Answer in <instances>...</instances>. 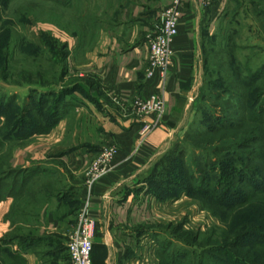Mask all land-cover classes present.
<instances>
[{
    "label": "crops",
    "instance_id": "crops-1",
    "mask_svg": "<svg viewBox=\"0 0 264 264\" xmlns=\"http://www.w3.org/2000/svg\"><path fill=\"white\" fill-rule=\"evenodd\" d=\"M172 1L113 0V32L104 33L84 61L72 53L75 68L69 74L83 80L80 91L66 92L63 101L69 107L57 124L30 136V144L11 159L27 180L17 182L19 191L0 202V241L14 240L3 244L13 257L3 259L1 254L5 264H71L67 242L85 203L96 221L94 264H141L136 258L153 237L152 225L158 218L176 220L184 198L163 204L144 187L151 163L181 120L183 102L199 85L204 45L217 35L229 0H212L210 5L183 0L163 117L146 144L138 145L140 130L155 115L136 117L112 100L115 93L146 98L158 92V80L146 75L147 35L160 27L161 9ZM69 45L77 47L75 41ZM113 144L119 148L117 157L106 176L89 188V167Z\"/></svg>",
    "mask_w": 264,
    "mask_h": 264
},
{
    "label": "rangeland",
    "instance_id": "rangeland-1",
    "mask_svg": "<svg viewBox=\"0 0 264 264\" xmlns=\"http://www.w3.org/2000/svg\"><path fill=\"white\" fill-rule=\"evenodd\" d=\"M109 32H113V0H0V102L4 96L17 95L16 103L20 107L25 103L38 107L40 98L47 95L41 102L49 101L48 106L52 107L66 92L80 91L83 80L69 74V69L75 68L74 58L70 57L72 53L77 54L78 60L84 61L99 44L101 36ZM69 40L77 43L75 49L69 47ZM262 67L264 0H229L217 35L204 45L199 85L191 98L183 102L181 120L175 125L163 152L149 168L144 190L163 204L176 200L173 197L177 195L184 199L176 208L175 221L158 218L160 222L157 220L152 225L155 236L148 237L140 255L136 253L141 264H159L158 243L169 239L175 242L172 250L185 252L197 247L201 252L207 247H224L246 233L264 232V220L260 224L257 207L234 206L229 210L230 207L223 208L221 203L202 195L189 196L185 189L187 185V189L195 190L188 182V172L195 176L197 183L199 180L202 183L205 177L209 184V176L207 173L204 176L202 171L216 167L225 184L237 180L236 175L245 167L239 164L238 152L245 150L223 151L227 141H231V134L223 135L225 139H222L220 134L206 132L220 117L224 116L223 121L231 117L228 113L233 111L232 103L226 102L239 101L234 97V93L241 90L239 85L233 84L234 72L238 68L256 71ZM243 75L248 74L243 72ZM31 90L37 92L33 99L29 96ZM29 144L24 138L2 147L3 170H8L7 162L9 158L11 162L14 152ZM171 154L175 156L174 172L170 182L165 183L152 173L160 160L164 159L167 164ZM228 161H232L230 165L236 172L230 169ZM228 197L231 203L240 201L239 195L231 193ZM169 211L172 212V208ZM213 258V263L228 261L219 252Z\"/></svg>",
    "mask_w": 264,
    "mask_h": 264
},
{
    "label": "trees",
    "instance_id": "trees-1",
    "mask_svg": "<svg viewBox=\"0 0 264 264\" xmlns=\"http://www.w3.org/2000/svg\"><path fill=\"white\" fill-rule=\"evenodd\" d=\"M237 70L234 72L236 77L233 84L239 85V88H241V90L234 93V97H237L239 101L233 102L232 100L226 102L227 104L232 103L233 111L229 113L227 111L228 116L231 115V117L224 119V121V116L220 117V121L213 122L214 125L206 133L210 135L220 134L219 138L222 139H225L222 137L223 135L231 134L229 136L231 141H227L228 145L223 147L225 148L223 151L234 148L245 150L244 153L238 152V156L242 162L239 164L245 167L236 175L237 180L229 184H225L220 179L217 167L214 170L208 169V171H202L203 175L207 173L209 176V184L203 176L202 183L200 180V183H197L195 176L191 172H188V182L195 190L187 189L186 185L185 189L188 193L186 190L184 193L186 192L192 197L194 195H202L218 204L221 203L223 208L225 206L230 207L227 208L229 210L234 209V206H242L244 208L257 207L260 212L259 222L261 224L264 220V67L256 71L249 68L244 71L240 68ZM242 71L248 75H243ZM31 93L29 96L33 99L32 96L36 95L37 92L31 90ZM46 96L43 95V98H40L38 107L31 103H25V106L20 107L16 103L17 95L4 96L5 98L0 102V202L7 197L14 196L19 191L17 182L27 180L23 176L22 170L14 169L11 166L10 158L7 162L8 170H3V162H1L3 151L1 148L5 147L12 140L29 139L33 134L50 131L57 124L62 112H65L69 107V104L63 101V96L58 101H55L52 107H49V101H46V103L41 102L42 100H46L44 98ZM33 122L36 123L34 124ZM219 148L221 149L222 147ZM233 158L235 160V156ZM174 160L175 156L172 154L169 156L167 164L166 161L164 163V159L160 160L156 164L152 176L154 178H163L165 183H169L170 177L174 172ZM253 161L255 163L252 164ZM231 162H227L228 166H231L230 169L236 172L235 167L230 165ZM231 193L240 196L238 203H231L232 199L228 197ZM173 198L177 199L180 196L177 195ZM235 239L232 243L224 245L226 249H223L224 247L222 246H212L207 247V249L202 248L201 252H199L197 247H192L190 251L178 252L175 249L172 250L173 246H175V242L172 239L162 241V244L158 241V244L161 245V247L159 245L157 250L159 264H264V232L246 233ZM239 240L245 241L240 243ZM13 241H0V258L1 254L4 256L3 259H7L8 257L13 258L10 251L3 249V244L9 245ZM1 250L4 251L2 252ZM221 251L224 253H220ZM218 252L223 259H228V261L215 260L213 263V256ZM4 261L1 258L0 264H5Z\"/></svg>",
    "mask_w": 264,
    "mask_h": 264
},
{
    "label": "built area",
    "instance_id": "built-area-1",
    "mask_svg": "<svg viewBox=\"0 0 264 264\" xmlns=\"http://www.w3.org/2000/svg\"><path fill=\"white\" fill-rule=\"evenodd\" d=\"M204 2L206 5H210L212 0H204ZM183 12V0H173L170 5L161 9L160 27L147 35L149 57L146 75L148 79L156 78L158 80L160 83L158 92L146 98L123 93H115L112 96L115 103L126 107L136 117L155 115L154 121L145 122L142 126L138 139L139 147L147 143L149 136L160 125L163 117L164 95L173 57V43L179 33ZM118 152L117 145L107 146L92 162L86 174V184L89 188L106 176ZM95 232L96 221L91 218L87 203H85L79 213L77 227L67 242L71 264H93Z\"/></svg>",
    "mask_w": 264,
    "mask_h": 264
}]
</instances>
